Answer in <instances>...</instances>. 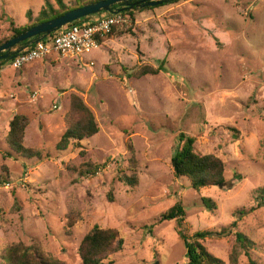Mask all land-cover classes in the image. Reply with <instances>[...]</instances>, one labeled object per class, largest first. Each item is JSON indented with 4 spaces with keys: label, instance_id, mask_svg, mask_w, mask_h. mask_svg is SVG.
Here are the masks:
<instances>
[{
    "label": "rangeland",
    "instance_id": "374dc122",
    "mask_svg": "<svg viewBox=\"0 0 264 264\" xmlns=\"http://www.w3.org/2000/svg\"><path fill=\"white\" fill-rule=\"evenodd\" d=\"M45 2L0 0V40L12 33L10 20L29 23ZM133 12L132 21L75 58L52 54L16 69L0 65V177L6 179L0 251L18 241L35 243L51 258L81 264L78 244L98 224L117 228L123 238L112 264H186L176 221L159 220L179 199L188 235L235 221L254 242L251 257L264 264V206L255 191L264 186V0H178ZM164 57V69L154 75L128 78L121 69L157 66ZM72 93L99 127L80 141L82 156L74 145L55 149ZM15 113L29 117L23 144L50 157L25 159L8 149ZM179 132L195 137L197 153L222 159L221 186L194 190L173 175ZM127 144L136 160L134 187L116 178L117 168L129 174ZM87 160L104 166L87 177L71 170ZM202 244L228 263L235 238L207 237ZM238 249L237 264H248Z\"/></svg>",
    "mask_w": 264,
    "mask_h": 264
},
{
    "label": "trees",
    "instance_id": "16d2710c",
    "mask_svg": "<svg viewBox=\"0 0 264 264\" xmlns=\"http://www.w3.org/2000/svg\"><path fill=\"white\" fill-rule=\"evenodd\" d=\"M97 0H80L75 1L72 5H67L63 0H54L57 8L46 0L43 6L40 7L36 17L29 23L22 26L15 25L10 20L12 33L6 38L0 40V44L9 39L15 34H18L33 25L46 21L63 14L64 12L82 6L86 3L95 2ZM178 0H166L159 5L174 3ZM146 7L140 8L144 9ZM133 9L122 11L126 20H133ZM28 16L31 11H27ZM83 17L81 19L87 18ZM78 21V20H76ZM74 21V22H76ZM118 26H114L105 37H97L98 45L103 43L104 38L112 36ZM51 33L50 35H52ZM10 60H0V65L7 64ZM165 57L160 60L157 66L142 64L134 69H127L121 66L124 73H127L128 78H140L146 74H157L162 71L165 64ZM64 131L59 140L55 144V149L65 150L69 145H74L80 148V141L85 138L92 137L99 131L95 117L91 109L87 106L84 100L76 93L69 96V106L64 117ZM29 124V117L25 113H15L8 122V131L6 135V144L8 149L25 159L36 158L42 160L50 157L49 154H42V151L33 147H27L23 144L26 127ZM179 144L175 152L170 158L173 175L175 177H185L194 190H199L202 187L219 185L225 182L224 179V162L221 158L214 154H199L194 150L195 137L188 134L178 133ZM127 149L130 151L129 156V174L125 169L117 168L116 178L118 181L134 187L138 183V177L135 171L136 160L133 155V146L127 144ZM79 155H84V150L80 148ZM103 165L94 163L91 160L83 161L78 167H72L71 170L76 172L79 177H87L95 174ZM6 182L5 177H0V185ZM257 192L258 205L264 206V186L255 190ZM108 199L112 201V194L108 192ZM203 204L212 210L215 208V203L209 198L202 197ZM185 211L181 201L176 200L170 207L163 211L159 220L176 221L175 229L180 238L184 241L186 264H237L239 249H242L247 257L248 264H258L250 254V248L254 246V242L244 233L235 229L236 222L232 221L226 227L218 231L200 230L191 235L187 234V229L183 226ZM67 226L74 224V219L70 216L67 218ZM234 235L235 245L229 254V262L213 256L202 244V241L207 237H227ZM123 238L120 231L115 227H103L98 224L91 226L83 235L77 247V255L81 264H112L111 256L122 249ZM0 264H65L63 261L54 259L45 254L41 248L35 243L25 244L21 241L11 243L0 251Z\"/></svg>",
    "mask_w": 264,
    "mask_h": 264
},
{
    "label": "built area",
    "instance_id": "2783aa9c",
    "mask_svg": "<svg viewBox=\"0 0 264 264\" xmlns=\"http://www.w3.org/2000/svg\"><path fill=\"white\" fill-rule=\"evenodd\" d=\"M126 21L122 12H101L79 19L23 49L10 59L8 65L16 69L52 54L75 58L99 46L97 37H105L114 26L122 25Z\"/></svg>",
    "mask_w": 264,
    "mask_h": 264
},
{
    "label": "water",
    "instance_id": "95a60500",
    "mask_svg": "<svg viewBox=\"0 0 264 264\" xmlns=\"http://www.w3.org/2000/svg\"><path fill=\"white\" fill-rule=\"evenodd\" d=\"M163 1L166 0H97L86 3L13 35L0 44V60L12 59L23 49L83 17L101 12L117 13L133 8L153 7L163 3Z\"/></svg>",
    "mask_w": 264,
    "mask_h": 264
}]
</instances>
